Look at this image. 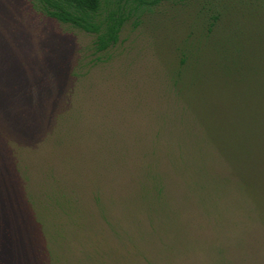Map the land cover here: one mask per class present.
I'll return each instance as SVG.
<instances>
[{
  "label": "rangeland",
  "instance_id": "1",
  "mask_svg": "<svg viewBox=\"0 0 264 264\" xmlns=\"http://www.w3.org/2000/svg\"><path fill=\"white\" fill-rule=\"evenodd\" d=\"M263 7L159 0L95 52L94 34L0 0V264H264V179L248 194L244 160L212 148L223 132L168 72L214 15L246 25Z\"/></svg>",
  "mask_w": 264,
  "mask_h": 264
},
{
  "label": "trees",
  "instance_id": "2",
  "mask_svg": "<svg viewBox=\"0 0 264 264\" xmlns=\"http://www.w3.org/2000/svg\"><path fill=\"white\" fill-rule=\"evenodd\" d=\"M31 1L47 17L94 34V51L104 52L118 41L132 14L139 17V10L159 0H136L135 5L130 0ZM261 11L258 21L253 18L246 25L235 21L227 27L214 15L194 39L195 44L181 50L178 62L168 69L175 93L202 129L208 133L213 126L223 132L214 136L212 148L228 164L235 158L244 160L250 195L260 187L259 179H264V7ZM252 104L253 109L248 107ZM241 123L248 132L242 140L227 143L229 131ZM256 127L258 136L252 130ZM235 165L233 174L244 179L245 174L238 173Z\"/></svg>",
  "mask_w": 264,
  "mask_h": 264
}]
</instances>
